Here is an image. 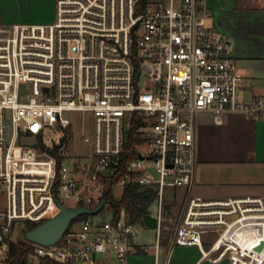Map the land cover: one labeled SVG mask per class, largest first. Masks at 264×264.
Segmentation results:
<instances>
[{
	"label": "built area",
	"instance_id": "2783aa9c",
	"mask_svg": "<svg viewBox=\"0 0 264 264\" xmlns=\"http://www.w3.org/2000/svg\"><path fill=\"white\" fill-rule=\"evenodd\" d=\"M55 8L50 24L0 29V264L27 225L60 205L94 210L134 185L156 191L148 207L152 215L158 204L156 264L165 202L180 191L163 264L178 248H198L212 264H264V199L191 194L200 113L264 119V95L239 99L244 77L207 0H55ZM79 129L90 150L75 154ZM91 217L53 246L32 243L28 264H130L150 250L125 210L116 221Z\"/></svg>",
	"mask_w": 264,
	"mask_h": 264
},
{
	"label": "crops",
	"instance_id": "0c3cea01",
	"mask_svg": "<svg viewBox=\"0 0 264 264\" xmlns=\"http://www.w3.org/2000/svg\"><path fill=\"white\" fill-rule=\"evenodd\" d=\"M207 2L216 27L233 44L244 77L239 99L249 102L264 95V0ZM55 15V0H0L2 30L17 23L50 24ZM195 142L193 196L209 201L264 199V119L242 113L202 112L196 122ZM155 255L151 259L147 251L139 249L130 264H156Z\"/></svg>",
	"mask_w": 264,
	"mask_h": 264
},
{
	"label": "rangeland",
	"instance_id": "374dc122",
	"mask_svg": "<svg viewBox=\"0 0 264 264\" xmlns=\"http://www.w3.org/2000/svg\"><path fill=\"white\" fill-rule=\"evenodd\" d=\"M85 132H86V134H90L89 124L86 125ZM79 134H80V129L77 131V135H76L75 143L72 147V151L75 154L87 153L90 150L89 146L82 143V141L80 140ZM113 195L115 196V198H120L122 195V190L117 189V188L114 189ZM183 201H184V195L182 193H179L176 197H173L172 194H169L167 197V200L165 202V211L168 208H170L171 214H172L170 216V218H167V221L171 225V227H170L171 233L174 230L175 226H173V225H175L176 219L178 220L179 216L182 213ZM68 205L75 206V203H69ZM169 206H171V207H169ZM157 211H158V204L155 202L150 208V213L152 215L156 216ZM112 216H113V213L111 211L104 209L101 212H99L97 215H95L91 218L97 222L105 223L108 220H110L112 218ZM171 233L168 237L169 239H170ZM19 237H20V239L27 241L25 239L24 232L19 233ZM168 238L166 237L165 239H168ZM169 239L166 241L167 244L162 247L161 263L160 264H163V261L166 258L167 245H168ZM136 242L138 245H141V246L142 245L143 246H151L150 250L147 251V253L151 259L154 258V255L156 252L155 245L157 242L155 230H151V229L146 228L144 226H140ZM213 257H215V256L212 255L211 258H213ZM200 258H202V254L198 249H195V248L194 249L178 248L175 250V252L173 254L172 264H195L196 261H198ZM200 264H212V263L208 259H203L200 262Z\"/></svg>",
	"mask_w": 264,
	"mask_h": 264
},
{
	"label": "trees",
	"instance_id": "16d2710c",
	"mask_svg": "<svg viewBox=\"0 0 264 264\" xmlns=\"http://www.w3.org/2000/svg\"><path fill=\"white\" fill-rule=\"evenodd\" d=\"M147 0H142L144 4ZM136 143V142H135ZM156 191L154 188L141 187L138 185L129 186L125 189L124 194L119 199H114L112 194L109 192L108 199L110 206L107 210L111 211L114 215V220H118L122 210H125L130 217L132 223L139 224L145 227L144 219L149 214L148 207L154 200ZM175 196V195H174ZM171 207V206H169ZM171 210H166V217L170 218ZM88 218V215L81 216L73 221V223ZM37 225H27L26 229L31 230ZM163 234V245L167 244L169 235L171 233V225L167 221L165 223ZM168 239H165V238ZM34 245L25 240H19L11 245L10 259L7 264H28L30 254L33 252Z\"/></svg>",
	"mask_w": 264,
	"mask_h": 264
},
{
	"label": "water",
	"instance_id": "95a60500",
	"mask_svg": "<svg viewBox=\"0 0 264 264\" xmlns=\"http://www.w3.org/2000/svg\"><path fill=\"white\" fill-rule=\"evenodd\" d=\"M107 203L108 197L106 196L94 210L85 207L73 208L60 205L61 211L58 215L28 230L25 233V239L30 243L42 246H53L60 242L75 219L84 215L95 216L107 205ZM144 222L147 228L156 230L157 220L154 216L150 214L146 215Z\"/></svg>",
	"mask_w": 264,
	"mask_h": 264
}]
</instances>
